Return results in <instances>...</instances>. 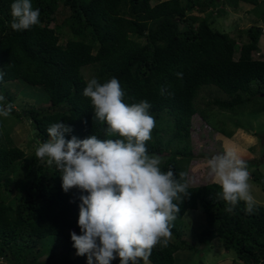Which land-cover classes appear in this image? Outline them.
<instances>
[{"label":"trees","instance_id":"obj_1","mask_svg":"<svg viewBox=\"0 0 264 264\" xmlns=\"http://www.w3.org/2000/svg\"><path fill=\"white\" fill-rule=\"evenodd\" d=\"M13 2L0 0V105H11L17 118L28 120L39 145L49 139L47 128L56 122L72 129L65 139H119L107 135L106 122L95 118L90 99L83 95L92 78L104 83L114 77L126 104L146 100L151 105L156 123L146 143L149 155L160 157L161 170L171 169L178 180L186 173L181 182L187 184L189 165L197 156L191 145L195 124L204 143L198 153H221L232 133L217 129L223 126L217 112L230 119L244 117L246 111L247 117L264 113V52L258 44L262 29L254 23L228 33L215 25L216 16L227 10L245 12L247 6L264 18V0H31L40 11L39 23L22 31L10 26ZM64 32L68 37L61 44ZM11 82L39 87L49 107L21 102L18 115L12 103L13 90L20 87L10 90ZM204 91L206 101L200 96ZM233 127L245 129L240 123ZM8 132L0 129V264H88L87 256L76 254L70 235L81 234L79 197L86 193L76 188L65 193L56 166L36 157L38 147L25 155L11 144ZM253 179L264 191V177ZM187 191V197L174 201L180 212L171 227L172 239L166 247L152 249L150 264H178L186 253L190 264L212 247L213 239L233 252L231 264H264L263 206L255 204L249 213L239 202L226 211L230 205L218 195L215 180L203 187L187 184ZM199 207L207 229L194 236L195 243L184 238L176 223Z\"/></svg>","mask_w":264,"mask_h":264},{"label":"clouds","instance_id":"obj_2","mask_svg":"<svg viewBox=\"0 0 264 264\" xmlns=\"http://www.w3.org/2000/svg\"><path fill=\"white\" fill-rule=\"evenodd\" d=\"M11 15V28L22 31L39 23L40 11L31 0H14ZM177 76L182 78V73ZM3 77L0 72V81ZM83 95L90 99L95 118L106 122L107 135L120 138L65 139L72 129L56 122L47 128L49 139L38 146L35 155L40 160L47 158L46 163L60 171L65 193L73 188L86 193L79 197L81 234H70L78 256H87L88 264L94 260L95 264H111L117 258L120 264L139 260L149 264L152 249L158 244L166 247L172 235V224L180 212L174 201L189 194L187 184L181 182L186 173H180L178 180L171 169L161 170L160 157L149 155L146 143L156 121L148 101L126 104L114 77L104 83L92 78ZM10 111L11 105H0V116L8 117ZM207 167L221 189L218 195L230 205L225 210L232 212L244 202L251 213L256 201L245 161L227 151L208 159Z\"/></svg>","mask_w":264,"mask_h":264},{"label":"rangeland","instance_id":"obj_3","mask_svg":"<svg viewBox=\"0 0 264 264\" xmlns=\"http://www.w3.org/2000/svg\"><path fill=\"white\" fill-rule=\"evenodd\" d=\"M253 9V6H247L245 12H241L238 14L234 13L231 10H227V12L222 16H216L215 25L222 31L234 33L237 29H245L252 24L257 23L262 29L258 44L260 47V52L263 53L264 18L256 16ZM58 17L59 15L57 16V18ZM62 20L63 17L59 18L58 22H61ZM60 36L62 37L60 43L65 44L68 37L67 32L61 33ZM239 50L240 48L236 49L235 58L238 56ZM260 52H258L257 55H259ZM84 75L87 78L88 72L84 71ZM12 86L20 87L19 92L13 90V94H15L16 99L12 103V109L15 110L18 115L21 114V108L19 107L21 102L33 105L38 109H41V107H49V104L46 103L47 96L39 87H31L23 83L11 82L9 83L7 88L12 90ZM1 87L4 88V84ZM4 92L7 93V91ZM0 96H2V94H0ZM200 96L203 97L204 101L207 100L206 91L200 94ZM247 110L250 111L249 109ZM245 113L247 115V111ZM222 115L223 113L217 112L215 118L217 122L221 120V125L223 126L217 125L219 126L217 127L215 125V127H217V129H221V127H223L222 129H225L227 132L231 131L232 135L231 138L226 140L224 145L221 147V153L225 154L227 151H234L241 159L245 161L246 164L251 163L247 164V168L250 173L249 183L252 186V195L255 198V204L264 207V191L262 190L261 185L257 184V182H255L253 179V176L256 177L262 175L264 177V113L256 115L255 117L248 116V118L245 115L244 117H233L231 119L226 113V117ZM16 116L17 115H14L12 111L10 112L8 117L0 116V129L2 127L3 129H9L8 139H10L11 144L23 150L25 155L31 156L35 151L34 149H36L39 144L34 139L35 134L28 120H26L24 117L17 118ZM237 123L244 125L245 129H241V127H239V129L233 127V125ZM200 124L201 123L199 121L197 123V126ZM195 127L196 124L192 129L191 145L194 144L193 146H196L197 150L200 152L204 147V143L201 141V137H198L197 133H195ZM2 137H4L3 139H5V135H3ZM237 147H240L241 149H238ZM197 150V156L194 158V161L190 163L187 171V184L191 187H203L206 184L212 183V181H214V178L209 173L207 160L216 155H223L214 151H210L207 154H201L198 153ZM176 226H178L179 229H182L184 238L197 243V239L194 236H198L200 232L207 229L206 216L203 212V209L199 207L196 210L187 211L185 216L177 221ZM170 239H172V237H170ZM186 256L187 253L186 255L182 256L183 258L181 262H178V264H186V260H184ZM42 259H44V257ZM233 259V252L226 251L222 247V244L218 239H213V245L210 249L203 252L201 256L191 259L189 262L190 264H231ZM111 264H120L119 258L113 260ZM142 264H144V261Z\"/></svg>","mask_w":264,"mask_h":264}]
</instances>
